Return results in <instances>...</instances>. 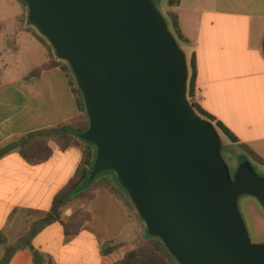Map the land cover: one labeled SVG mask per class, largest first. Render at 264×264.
<instances>
[{
  "label": "water",
  "instance_id": "1",
  "mask_svg": "<svg viewBox=\"0 0 264 264\" xmlns=\"http://www.w3.org/2000/svg\"><path fill=\"white\" fill-rule=\"evenodd\" d=\"M28 19L68 62L96 147L87 183L114 171L148 233L178 264H264L239 209L264 206L247 155L234 173L215 125L188 97L184 50L154 0H23Z\"/></svg>",
  "mask_w": 264,
  "mask_h": 264
},
{
  "label": "crops",
  "instance_id": "2",
  "mask_svg": "<svg viewBox=\"0 0 264 264\" xmlns=\"http://www.w3.org/2000/svg\"><path fill=\"white\" fill-rule=\"evenodd\" d=\"M172 9L189 40L186 54L196 55V101L230 129L236 145L264 158V0H181ZM4 15L0 12V147L81 114L64 64L24 16ZM47 63L52 65L35 71ZM49 145L52 156L38 164L17 150L0 158V233L9 244L38 230L55 195L82 163L80 147ZM130 201L116 182L99 184L93 198L79 206L91 219L78 232L66 234L56 221L32 235L38 263L115 264L145 235ZM109 241L121 246L105 253ZM8 264H35L33 250H16Z\"/></svg>",
  "mask_w": 264,
  "mask_h": 264
},
{
  "label": "trees",
  "instance_id": "3",
  "mask_svg": "<svg viewBox=\"0 0 264 264\" xmlns=\"http://www.w3.org/2000/svg\"><path fill=\"white\" fill-rule=\"evenodd\" d=\"M23 3L24 1L21 0ZM181 0H168L169 9L166 12V18L170 29L176 36L180 47L184 50L189 40L183 33L180 25L179 15L172 7L179 5ZM25 4V3H24ZM26 6V5H25ZM2 24L0 22V28ZM40 37L48 44V40L40 32ZM51 45V44H50ZM52 47V46H51ZM185 52V51H184ZM186 54V52H185ZM188 63V92L187 97L191 105L195 108L196 112L203 118L211 121L217 128L221 139L227 138L231 143L236 144L238 142L237 137L230 131V129L216 116L206 111L195 99V85L197 75V61L196 55L193 53L191 56L186 54ZM63 61H65L63 59ZM52 63H47L43 67L35 70H41L51 66ZM64 68L70 73L72 84L75 86L74 90L77 94L79 108L81 114L60 123L58 125L47 127L38 131L23 135L5 145L0 147V158L12 150H17L21 155L30 163L38 164L46 161L52 156V149L49 145L50 141H55L61 149H66L70 146H78L82 150V163L78 167L76 173L70 178L67 184L55 195L50 211L45 214L39 220V228L51 224L56 221H60L66 234H74L79 231L81 226L91 219V214L84 209L85 215L79 217V208L83 202L91 200L94 196V190L99 184H111L116 182L126 193L127 191L122 187L118 181L116 175H102L99 173L94 181L90 184L87 183L91 166L95 162L96 147L94 144L85 141L79 137V133L86 130L89 121L86 113L83 96L74 78L72 70L65 61ZM246 154H248L255 162L264 165V158L259 156L254 150L247 146H240ZM114 173V171H113ZM128 195V193H127ZM130 204L134 207L133 203ZM76 207L72 215L64 219V212L68 208ZM143 226L146 230L145 235L138 238L135 242V247L128 250L124 257L118 260L115 264H178L175 258L169 253L164 243L156 236H152L148 233L146 226L143 222ZM38 230H35L31 234L20 237L14 245H10L8 237L5 233H0V245H3L6 249L5 254L0 259V264H8L13 253L24 247H29L34 253V263H38L39 252L34 248L31 243L32 235ZM121 246L120 243L109 241L105 243L104 252L108 253ZM49 264L52 263L51 259L48 260Z\"/></svg>",
  "mask_w": 264,
  "mask_h": 264
},
{
  "label": "rangeland",
  "instance_id": "4",
  "mask_svg": "<svg viewBox=\"0 0 264 264\" xmlns=\"http://www.w3.org/2000/svg\"><path fill=\"white\" fill-rule=\"evenodd\" d=\"M154 1L157 4L158 8L162 11V13L166 15V12L169 6L168 0H154ZM24 3L21 0H0V12H3V14H6L4 16H6L5 18L9 20L11 18V15L13 14H18L22 17L24 16L26 23H28L35 31L39 32V30L32 23L29 22L27 6H25L26 4ZM46 45L48 47L49 52L52 55H54L56 59H59L61 63L65 64V61H63V59L59 58L55 54L51 45L48 43H46ZM183 47L185 51V49H187V46L184 45ZM221 152L231 170V173H234V171L238 167L240 163V157L242 155H247L251 159L257 173L260 176L264 177V165H261L255 162L248 154H246L244 149H242L240 146L234 143H231L227 138H223ZM110 174L114 175L115 173H113V171L111 170H106L101 173V176L110 175ZM238 203H239V209H240L241 215L244 219V222L248 229L251 240L254 243L264 244V206L255 196L251 194L241 195ZM78 211H79L78 212L79 217H83L85 215L84 208L80 207ZM137 219L138 217L135 215L134 221L135 220L137 221ZM142 228L145 233L146 230L143 225H142ZM8 242H9V238H8ZM10 245L12 244L10 243ZM2 247H3V250L0 249V259L3 257V255L6 252V249L4 248L3 245Z\"/></svg>",
  "mask_w": 264,
  "mask_h": 264
}]
</instances>
